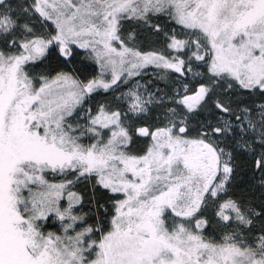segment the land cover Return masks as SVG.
<instances>
[{"label": "snow or ice", "instance_id": "snow-or-ice-1", "mask_svg": "<svg viewBox=\"0 0 264 264\" xmlns=\"http://www.w3.org/2000/svg\"><path fill=\"white\" fill-rule=\"evenodd\" d=\"M0 264H264V0H0Z\"/></svg>", "mask_w": 264, "mask_h": 264}]
</instances>
